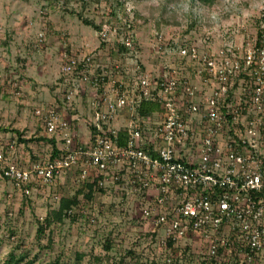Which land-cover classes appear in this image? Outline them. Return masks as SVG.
<instances>
[{
    "label": "built area",
    "instance_id": "built-area-1",
    "mask_svg": "<svg viewBox=\"0 0 264 264\" xmlns=\"http://www.w3.org/2000/svg\"><path fill=\"white\" fill-rule=\"evenodd\" d=\"M248 27L240 41L216 51L180 47L181 57L201 65L205 92L171 71L142 73L140 65L120 79L128 68L115 62L114 80L95 93L79 145L75 118L39 106L35 114L59 156L25 164L0 149L4 175L28 194L80 170L81 181L95 178L132 200L162 245L175 250L182 240H197L211 264H264V12ZM75 65L72 58L61 70L71 73ZM143 97L160 106L152 116L136 112Z\"/></svg>",
    "mask_w": 264,
    "mask_h": 264
},
{
    "label": "rangeland",
    "instance_id": "rangeland-1",
    "mask_svg": "<svg viewBox=\"0 0 264 264\" xmlns=\"http://www.w3.org/2000/svg\"><path fill=\"white\" fill-rule=\"evenodd\" d=\"M262 11L264 0H212L210 4L199 0H71L65 7L63 0H0V58L15 59L23 52L28 65L22 62L18 71L25 68L27 71L29 67V75L36 79L32 88L43 92L42 102L31 101L22 110L15 99L0 96V125L10 129L0 131V149L5 150L7 158L25 164L49 157L51 145L39 141L43 127L35 109L45 106L41 103L54 98L68 81L55 82L64 57L89 58L85 67L89 75L118 62L128 68L126 74L118 76L120 79L133 77L137 65L151 74L166 67L205 92L207 85L198 73L201 65L181 57L180 46L190 43L205 52L231 45L232 41L241 40L242 30L249 28ZM78 12L104 26L106 36L101 30L84 25ZM24 18L25 28H20ZM158 20H166L160 32L155 27ZM124 32H129L137 48L121 56L118 46ZM3 41L9 43L8 49L1 45ZM25 46L30 48L29 54ZM1 63L0 84L6 81L5 72L12 69ZM44 68L46 75L37 77V70ZM77 82V93L69 102L73 115L70 118L76 119L75 129L84 142L89 133L86 120L96 94L90 83ZM62 115L68 117L65 111ZM17 131L26 142L16 140L13 148L8 149ZM68 173L55 180V184L59 182L57 186L54 183L34 186L28 194L0 174V264L10 253L25 254L26 259L34 258L40 264H211L203 259L206 254L199 250L197 240H182L175 250L162 245L161 235L148 232L147 221L136 212L132 200H120L115 192L94 196L88 213L94 217L93 222L89 216L80 215L62 221L53 219L52 212L57 209L59 199L71 196L82 182L76 171L66 177ZM46 218L50 219L48 226ZM41 224L46 227L39 235L37 229ZM106 243L111 244L109 250ZM185 246L189 250H184Z\"/></svg>",
    "mask_w": 264,
    "mask_h": 264
},
{
    "label": "trees",
    "instance_id": "trees-1",
    "mask_svg": "<svg viewBox=\"0 0 264 264\" xmlns=\"http://www.w3.org/2000/svg\"><path fill=\"white\" fill-rule=\"evenodd\" d=\"M71 0H63V5L65 7L68 6V4L70 3ZM98 1V0H95ZM201 3L203 4H210L212 0H199ZM77 16L79 17V19L82 21V23L84 25L87 26H91L92 28H94L95 30H101L102 26H99V24H96L93 20H90L84 16H82L81 13H77ZM166 23V20H158L157 22H155V27L156 30H158V32H160V28L161 26ZM159 37H161V35L159 33H157ZM129 32H124L123 35V39H121L120 44L118 46V51H121V56H123V54H126L132 50H135L137 48L136 45V41L132 38V36H129ZM39 40V39H38ZM125 40H130L131 41V45L127 46L125 45ZM40 41V40H39ZM106 41V40H105ZM6 44H8V42H6ZM190 43H184L182 44L180 47H186L189 46ZM69 53V49L66 50ZM70 54V53H69ZM120 54V53H119ZM71 56V57H70ZM69 57H64L63 59V63L61 64V66L63 64H71V59L75 58L76 60V65L73 66L71 73L68 72H63L61 70V66L59 67V77H58V82L60 83H64L66 82V84H62L61 89L59 90V92H57L55 94V103L54 104H50L49 107L46 108H52L55 111H59L62 108L68 111V114L71 115L72 111H71V107L72 105L69 103V101H66V95L69 94V92H72L73 94L77 93V86H75V82L77 81H81L83 80L84 83H90L94 89H95V93L98 94H102V90H103V86L108 83L111 82L112 80H114L115 77V69H114V64H111L109 67H106L105 69L102 68L98 71L95 75H89L87 74V72H85V67L86 64L89 62V58L87 59H83L81 61H77L76 57L74 55H70ZM140 69L141 72H144V67L140 65ZM170 69L164 67V68H160L159 73H160V77L163 76V74H165L166 72H169ZM149 73V72H147ZM99 74V75H98ZM103 74V76H102ZM98 75V80L96 82L95 76ZM159 77V78H160ZM13 78L8 77L7 79L5 78V82L14 84L16 81L15 79L12 80ZM160 81H163L162 79H159ZM68 83V84H67ZM78 83V82H77ZM117 86H120L122 89L124 88L123 84H120L119 82H116ZM1 90V88H0ZM183 99V98H182ZM160 108L159 104L157 101H151V100H147L146 98H142L140 105L137 106L136 108V112H138L140 115L142 116H152V113L155 112L156 110H158ZM75 124V123H74ZM76 128V126H75ZM91 128H93L91 126ZM0 131H10L9 128L7 127H3L0 125ZM15 132V131H14ZM18 135H16V138H13L16 142V140H18L19 142H26L25 139L21 138V134L20 133H16ZM124 133H120L121 138L124 139L123 137ZM75 139L79 144L82 143L80 136H75ZM39 141H46L47 143H49L51 145V151H50V155H49V159L53 160L56 157L59 156L60 154V150L58 149L57 145H56V141L54 138H49V137H42L39 139ZM10 143V142H9ZM8 143V145H9ZM15 144V143H14ZM35 161V160H33ZM3 162H0V174L4 177L7 178V176L4 175V169H3ZM3 165V166H2ZM79 173L80 170H74V172ZM76 173V174H77ZM79 176V174H78ZM108 192H114L112 189L111 191L108 188L105 187H99L97 179H91L90 177L87 178L86 180H83L79 187L76 189V191L71 195V196H62L59 199V205L57 207V209L52 212L53 214V219H56L57 221H62L63 219L66 218H71L74 219L76 215H80L81 217L83 216L84 218H87V216H89V221H95L94 217L92 216V214H88L90 212V203L92 202V199H94V196L97 195H105V193ZM96 194V195H95ZM46 226H48L50 224V219L46 218ZM44 226V224H41L40 226H38V233L39 235L41 233L44 232V228L46 227ZM172 243L169 242L168 245L170 246ZM110 245L109 243H106V250L110 249ZM172 246V245H171ZM185 249H188V247H185ZM189 250V249H188ZM25 254H19V255H15L13 253H10V255L8 256V258H6L1 264H40L37 263L36 260L34 258H30V259H26L25 258ZM45 264H54V263H45Z\"/></svg>",
    "mask_w": 264,
    "mask_h": 264
},
{
    "label": "crops",
    "instance_id": "crops-1",
    "mask_svg": "<svg viewBox=\"0 0 264 264\" xmlns=\"http://www.w3.org/2000/svg\"><path fill=\"white\" fill-rule=\"evenodd\" d=\"M21 22H22V25H21L20 28H25L26 18L22 19ZM0 28H1V25H0ZM4 44L6 45L5 48L8 49L9 43L6 44V41H3L1 45H4ZM29 49L30 48H28V46H25V49L24 50H26V54H29L28 52L31 51ZM22 53L23 52L17 54L16 55L17 58H15V59L6 60L5 58H0V61L2 62L1 63L2 64L1 66H3V67L6 66V64L4 62V61H6L7 64H8L6 66V68H8V69L9 68L10 69L12 68L11 70H9L11 72H5L6 73L5 74L6 75L5 78L7 79L8 77H10V78H13L12 80L15 79V81H16L14 84H11L10 85V83H7L8 81L5 82L4 80H2V82L3 81L4 82L0 84L1 85L0 96L1 97H5V98L6 97H9L10 99H15L14 100V101H16L15 104H18L19 105L18 107L21 110L24 108V104L26 105V104H28L31 101H33V102L34 101H40V102L43 101L42 100L43 99L42 98L43 92L40 89H38V88L37 89H33L32 86H31V85H35L36 84V79H32V77L29 75L30 74L29 72L31 71L29 69V67H28V70L27 71H26V68L25 69H21V70L18 71V67L21 66L22 65V62L25 61V58H24L25 56H23ZM18 57H20V58H18ZM28 61H29L28 59L25 61V65L26 64L28 65ZM29 64H31V62H29ZM45 70H47V69L44 68L43 71L37 70V72H38L37 77H40V75L45 76L46 75V71ZM52 74H55V73L52 72ZM58 76L59 75L55 74V78H56V81L55 82L58 81L57 80L58 79ZM25 92H26V95H25ZM21 96L22 97L24 96L25 99L23 98V99L18 100L19 97H21ZM46 100H49V101L41 103V104H44L45 105L43 107H49L50 104H54L56 99H55V97L53 98L51 96L50 98H46ZM58 112H60L61 114H64V109L62 108ZM65 112L68 115V117L67 116L66 117L67 118H70V116L68 114V111H65ZM16 119H18V117ZM15 125H16V127L18 129H21V128H19L20 126H17V124H15ZM20 131H22V130H20ZM78 132H79V130L78 129H75L74 134H75L76 137H77V135L79 136V133ZM41 135H42V137H49L48 135H46V133H45L44 130L41 131ZM42 137H39V138H42ZM83 140H84V138L81 139V141H83ZM72 173L74 174V171H69V173L66 174V177L70 176V174H72ZM58 184H59V182H58ZM58 184H55L54 183V186H57ZM58 188H60V187H58Z\"/></svg>",
    "mask_w": 264,
    "mask_h": 264
}]
</instances>
